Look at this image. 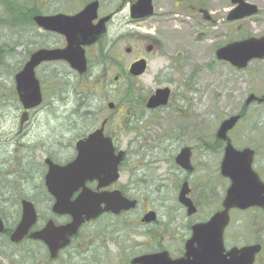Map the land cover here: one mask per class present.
<instances>
[{
  "label": "flooded vegetation",
  "instance_id": "1",
  "mask_svg": "<svg viewBox=\"0 0 264 264\" xmlns=\"http://www.w3.org/2000/svg\"><path fill=\"white\" fill-rule=\"evenodd\" d=\"M90 1H83L78 10L70 12H50L48 0L18 3L21 8L13 10V27L16 34L29 33V38L46 39L40 47H48L50 36H58L62 40L60 46H64V35L38 26L34 17L60 12L72 15ZM99 7L98 0L97 18L92 24L107 15L110 17L105 23V32L94 44L85 47L87 71L91 64L87 49L102 44L118 10L101 13ZM200 11L209 19L202 8ZM136 40L140 47L124 48L126 55H133L125 67L120 63L123 56L114 61V55L107 54L108 42L101 46L103 52L100 49L101 56L93 64L102 68L116 64L119 70L111 81L110 91L116 95L115 100L105 101L104 105L103 98L102 106L95 95L100 91V81L88 75L89 82L83 85L84 75L66 61L59 62L62 72H56L68 83L62 91L72 87L74 102L69 109L60 106L68 120L58 123L54 131L48 128L49 99L46 100L42 89L45 82H56L51 62H41L34 69L41 101L30 108L24 106L18 95L16 74L30 54L40 47L34 46L27 52L25 62L14 66L13 132L0 138V146L7 147L9 145L5 144L9 143L13 147V155L9 152L0 161L9 164L13 161V170H7L5 179L0 174V217L6 230H14L23 214V202L27 201L35 212V221L18 242H10L9 234L0 233L14 247L13 255L5 257L9 262L4 264H264V200L226 210L225 199L231 181L222 174L221 162L227 139L218 138L216 134L220 121L226 116L209 128L204 113L194 112L196 90L192 85L190 58L182 50L186 45L175 38L163 39L155 34L153 37L137 34ZM155 56L165 59L163 74L155 76L150 85L138 81ZM105 58L109 63H105ZM139 60L145 61V69L133 75L129 72L130 66ZM257 60L264 59L252 61ZM217 61L241 70L227 61ZM69 73L78 82L65 80ZM83 86L91 87V95L88 92L81 95L85 91ZM162 89H167L165 104L148 106L150 98ZM250 93L231 113H240L239 121L252 105H259L256 101L243 105ZM67 98L61 95L60 101L64 103ZM36 115H44L45 119L39 122L38 117L35 120ZM195 118L199 120L197 123H194ZM238 123L227 132L228 140L236 150H253L251 168L264 184V166L259 168L256 163L260 153L254 137L256 129L243 128L241 135L233 134ZM99 130L102 135L98 140L108 141L112 146V156L105 157L120 158L115 173L94 176L84 185L77 182L76 171L74 178L64 173L62 182L58 181L63 208L55 212L56 198L47 184L49 162L66 167L77 157L78 143ZM238 137L245 139L238 143ZM185 151L188 159L184 157ZM249 195L264 199V192L245 194ZM87 196L111 197L118 207L125 203L129 206L117 211L101 210L93 218H84L74 234L65 235L66 239L58 244L55 252L44 241L32 237V233L43 229L50 220L57 226L69 224L72 214L81 210L82 198ZM225 210V224L223 220H214ZM9 212L15 216L10 228L5 218Z\"/></svg>",
  "mask_w": 264,
  "mask_h": 264
},
{
  "label": "rangeland",
  "instance_id": "2",
  "mask_svg": "<svg viewBox=\"0 0 264 264\" xmlns=\"http://www.w3.org/2000/svg\"><path fill=\"white\" fill-rule=\"evenodd\" d=\"M4 1L6 0H0V138L4 137L3 134L10 136L8 133L13 132L14 66L23 64L28 57L27 52L32 50L34 46H42L46 40L37 37L29 38V33L26 35L16 34L13 27V15ZM9 1L24 3L28 0ZM66 1L69 0H48L47 7H50V12H70L78 10L83 1L89 0H71L73 2L70 4L64 3ZM99 1L101 13L118 9L113 21L108 26V34L103 39L102 44L87 49V56L91 60L89 78L93 77L94 80H99L101 85L100 91L95 94L97 98L99 97L101 106L103 105V98H105L104 105L109 100H115L116 95L110 91L111 81L112 77L119 73L116 64L104 65L103 68L93 64L101 56V46L108 42L107 54L109 56L114 55L112 57L114 61L123 56L120 63L125 67L133 59V55H126L124 48L126 46L132 48L141 46L137 43V34L151 35L152 37L155 34L163 39L175 38L186 45L182 50L190 58L192 85L196 90V93L193 94L195 99L194 112L204 113L209 128L215 127L214 125L220 119L237 110L247 93L261 94L263 92L264 60L252 61L245 69L235 70L230 65L217 61L214 50L218 45L234 39L264 35V0H246V2L257 7V12L236 20L226 19L227 13L236 6L230 0H152V15L140 19H132L129 15V7L135 0ZM200 8L208 13L209 19L203 17L204 12L200 11ZM53 42L55 45L62 44V40L58 36H50L48 46L53 45ZM105 60H107L105 63H109L108 58ZM164 64V58L155 56L148 70L138 81L140 80L147 85L152 84V79L155 76L159 77L163 74ZM59 65V63H52L50 69L60 71L61 66ZM87 78L88 76L83 79V85L89 82ZM64 79L69 80L70 83L76 80L72 73L67 74ZM42 89L46 100L49 99L48 128L50 131H54L57 129L58 123L63 124L68 120L65 118L66 115H63L61 108L69 109L72 107L74 102L73 89L69 87L63 92L60 84L53 80L50 83L45 82ZM61 95L68 97L66 102H61ZM190 110L193 112L191 108ZM164 116L165 114H162V117ZM37 117L39 122L45 119L44 115H36L35 120ZM198 121L195 118L194 123ZM250 127L256 129L254 137L258 140L260 152L256 163L261 168L264 166V105H252L233 134L241 135V129ZM246 138L250 141L249 137ZM244 139L238 137L236 142L239 143ZM5 145L9 146H0V159L3 156L6 157L9 152L13 155V147L9 143ZM7 170H13V161L11 164L0 161L2 179H5ZM5 218L8 227H12L15 218L13 212H9ZM13 249L14 247L8 243V239L1 235L0 258H3V264L9 262L5 257L13 255Z\"/></svg>",
  "mask_w": 264,
  "mask_h": 264
},
{
  "label": "water",
  "instance_id": "3",
  "mask_svg": "<svg viewBox=\"0 0 264 264\" xmlns=\"http://www.w3.org/2000/svg\"><path fill=\"white\" fill-rule=\"evenodd\" d=\"M231 2L237 5L228 13V20L239 19L257 12V7L245 0H231ZM97 8L98 1L93 0L74 15L58 13L54 15H36L34 17L38 26L63 34L66 45L62 48L37 49L30 55V58L26 61L20 72L16 74L18 95L26 108L35 106L41 101L39 84L34 75L35 67L41 62L63 59L78 73L86 71L87 65L84 47L95 43L105 32V23L110 17V15H107L99 19L96 24H92V20L97 17ZM152 13L153 6L151 0H136L130 6L132 18H143ZM215 54L219 60L228 61L237 68H244L250 60L264 58V36L248 37L229 42L217 48ZM144 69L145 61L139 60L132 63L129 72L133 75H138ZM166 97L167 89L157 90L148 101V106L165 104ZM253 100L259 103L264 102V93L261 96H256L253 93L249 94L244 101V106H247ZM111 105L109 103L110 107ZM240 117L241 114L237 113L224 118L220 122L216 133L218 138L227 139L225 155L221 162L222 174L229 177L231 181L225 199L226 210L231 206L245 207L264 200L263 198L251 195L245 196L247 193L264 192V184L251 168L253 150L249 148L236 150L227 137V132L234 127ZM101 135L102 133L99 130L78 143V155L66 167L61 168L49 162L50 172L47 176V184L50 192L56 198L53 205L55 212H61V208H63L59 182H62L64 173L74 178V172L76 171L77 182H81V185H84L87 179H91L94 176L99 177L102 173H115L116 165L120 158L115 160L107 158L112 156V146L108 141H99L98 138ZM102 144H105V146H101ZM184 157L188 159V152H184ZM112 202H114V199L111 197H83L81 200V210L78 213L72 214V221L69 224L57 226L50 220L43 229L31 235L36 239L44 241L49 249L55 252L59 248L58 244L66 239L65 235L74 234L84 218H93L101 210L117 211L118 208H127L129 206L125 203L118 207V205ZM101 203L104 204V207L100 206ZM226 210L214 220L218 219L220 222L223 220V224H225L227 221ZM34 221L35 212L32 205L30 202L24 201L22 217L16 228L11 232L10 240L14 242L21 240L27 234ZM3 230L4 225L0 218V233ZM253 252L254 250L251 251L252 254Z\"/></svg>",
  "mask_w": 264,
  "mask_h": 264
},
{
  "label": "trees",
  "instance_id": "4",
  "mask_svg": "<svg viewBox=\"0 0 264 264\" xmlns=\"http://www.w3.org/2000/svg\"><path fill=\"white\" fill-rule=\"evenodd\" d=\"M4 2H6V5L8 6V8L10 9V11H11V14L13 15V10L14 9H20L21 7H20V5H16V4H14L12 1H9V0H6V1H4ZM53 43H55V42H53ZM101 52H103V49L101 48ZM54 72V70H51V73H53ZM55 73L58 75H56V74H53V76L54 77H57L55 80H56V82L57 83H59L60 84V86H61V88L62 89H64L65 88V86L68 84L67 82H65L63 79H62V77L59 75V73L58 72H56L55 71ZM87 76V74H85L84 75V78ZM76 82H78V81H76ZM81 83H83V80L81 81ZM84 87V86H83ZM85 88V91H83V92H81V95H83V96H85L87 93L86 92H91V87H89V86H87V87H84ZM9 231V230H8ZM8 231H7V233H8Z\"/></svg>",
  "mask_w": 264,
  "mask_h": 264
},
{
  "label": "bare ground",
  "instance_id": "5",
  "mask_svg": "<svg viewBox=\"0 0 264 264\" xmlns=\"http://www.w3.org/2000/svg\"><path fill=\"white\" fill-rule=\"evenodd\" d=\"M212 4H213V2H212Z\"/></svg>",
  "mask_w": 264,
  "mask_h": 264
}]
</instances>
